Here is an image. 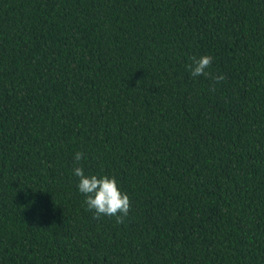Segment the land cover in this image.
I'll list each match as a JSON object with an SVG mask.
<instances>
[{
  "label": "trees",
  "instance_id": "16d2710c",
  "mask_svg": "<svg viewBox=\"0 0 264 264\" xmlns=\"http://www.w3.org/2000/svg\"><path fill=\"white\" fill-rule=\"evenodd\" d=\"M0 264H264V0H0Z\"/></svg>",
  "mask_w": 264,
  "mask_h": 264
},
{
  "label": "clouds",
  "instance_id": "9594fccd",
  "mask_svg": "<svg viewBox=\"0 0 264 264\" xmlns=\"http://www.w3.org/2000/svg\"><path fill=\"white\" fill-rule=\"evenodd\" d=\"M212 61L213 57L207 54L192 57L191 63L187 65L191 76L203 75L211 77L216 83L222 82L225 79L224 75L212 77L210 71H208ZM84 158L83 152L78 151L75 153L73 173L78 177V191L86 197L87 210L94 213V219H100L102 216L115 217L117 224L123 223L131 208L128 194L120 190L115 176L85 175L83 167L79 166Z\"/></svg>",
  "mask_w": 264,
  "mask_h": 264
}]
</instances>
